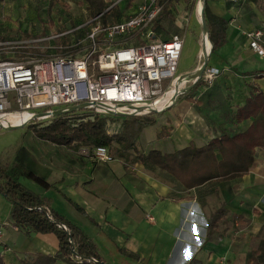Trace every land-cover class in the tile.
Here are the masks:
<instances>
[{
    "label": "crops",
    "instance_id": "0c3cea01",
    "mask_svg": "<svg viewBox=\"0 0 264 264\" xmlns=\"http://www.w3.org/2000/svg\"><path fill=\"white\" fill-rule=\"evenodd\" d=\"M206 2L213 15L228 22L227 43L214 53L211 49L208 61L209 67L221 71L209 86L217 92L202 103L198 97L203 94L200 83L204 81L193 85L182 98L173 99L167 111L150 116L156 123L143 129L135 149L123 152L121 158L115 145L112 163L81 157L78 160L73 155L74 158L64 157L60 177L37 172L53 190L64 192L67 211L55 208L57 198L46 195L51 190L40 194L52 199L55 211L92 238L104 264H264V149L257 150L247 176L195 190H185L173 176L145 166L136 158L151 151L173 154L191 142L202 147L222 134L244 133L253 124L252 119L237 120L239 109L247 102L236 110L220 108L223 98L218 96V88L242 90L256 84L264 91V58L252 51L246 36L264 29V0ZM200 63L199 58L195 68L182 72L180 77L188 76ZM123 122L124 119L109 126V133L122 132ZM163 127L170 129V135L158 139ZM58 166L59 162L53 164L54 172ZM66 198L84 212L76 210ZM221 207L242 217L243 223L236 222L234 231L222 240L207 241L208 222ZM12 210L13 206L11 213ZM11 213L6 221L9 225L1 229L0 237V255L6 264H21L27 255L57 254L55 235L27 237L14 225Z\"/></svg>",
    "mask_w": 264,
    "mask_h": 264
},
{
    "label": "built area",
    "instance_id": "2783aa9c",
    "mask_svg": "<svg viewBox=\"0 0 264 264\" xmlns=\"http://www.w3.org/2000/svg\"><path fill=\"white\" fill-rule=\"evenodd\" d=\"M104 2L105 11L92 20L95 27L88 33L87 49L79 42L70 46L69 54L56 56L49 53L51 45L40 46L51 38L0 43L2 50L14 45L11 59H0L1 130L47 124L59 115L85 116L86 112L92 118L144 117L154 114L153 105L175 88L185 41L180 35L165 41L158 30L168 0ZM102 16L117 22L104 24ZM246 36L252 51L264 58V29ZM42 48L49 50L46 57L38 53ZM202 53L200 67L205 61ZM220 74L219 69L207 65L203 76L186 82L176 99L190 91L188 84L204 81L212 86ZM171 106L156 110L157 114ZM78 155L102 164L115 160L103 146L82 148ZM8 225H0V237L1 228ZM76 261L83 259L77 257Z\"/></svg>",
    "mask_w": 264,
    "mask_h": 264
},
{
    "label": "trees",
    "instance_id": "16d2710c",
    "mask_svg": "<svg viewBox=\"0 0 264 264\" xmlns=\"http://www.w3.org/2000/svg\"><path fill=\"white\" fill-rule=\"evenodd\" d=\"M181 1L168 0L162 18L172 17L174 15L172 9ZM250 1L257 3L259 0ZM83 2L87 5L92 18L98 17L105 11L104 0H83ZM53 8L54 3L50 2L47 9L49 14ZM205 19L214 53L227 43L228 22L213 15L207 2H205ZM102 21L107 24L106 17L102 16ZM157 25L159 30H162V25L160 23ZM171 37L163 39L166 41ZM249 87L251 97L247 104L239 109L237 115L239 122L253 120L252 126L246 132L236 135L222 134L202 147L191 142L189 146L173 154L151 151L146 156L138 155L137 160L145 166L159 168L173 176L185 190H195L211 183L220 184L247 176L255 163L257 150L264 149V91L256 84H251ZM154 115L130 119L121 117L120 120L124 119L123 131L118 134H111L108 131V124L113 118L99 116L92 118L90 115L75 114L59 115L45 125L33 124L30 130L39 140L59 147L91 149L103 146L112 154L117 145V153L122 158L123 152L135 149L143 129L156 123L155 118L150 117ZM169 135L170 129L163 127L157 137L163 139L168 138ZM22 152L26 158L17 157L15 168L0 165V195L11 201L13 206L11 218L20 231L27 237L33 234L55 235L59 249L54 256L27 255L21 264H56L57 261L66 264H104L94 241L85 231L55 211L52 208V199L34 192L20 182L19 177L25 176L46 191L54 189L46 178L40 176L35 168L26 162L29 155L27 150L23 148ZM66 199L76 210L84 212L70 199ZM236 222L243 223L242 217L231 215L221 207L208 222L207 241L222 240L234 231ZM77 257H81L83 261L77 262ZM137 259L136 256L135 260ZM0 264H6L1 255Z\"/></svg>",
    "mask_w": 264,
    "mask_h": 264
},
{
    "label": "rangeland",
    "instance_id": "374dc122",
    "mask_svg": "<svg viewBox=\"0 0 264 264\" xmlns=\"http://www.w3.org/2000/svg\"><path fill=\"white\" fill-rule=\"evenodd\" d=\"M200 1L201 0H182L181 3L177 4L175 8L172 9L174 14L172 17H164L160 19L161 21H158L163 27L162 30L158 28L162 38L180 35L185 41L178 74L187 70H193L199 61V54L203 49L206 55H208L205 37L203 36L204 30L201 15H199L197 7ZM50 2L54 3V8L49 14L47 9ZM93 19L83 0H0V43L51 38L50 42L40 45L42 47L51 45V51L49 52V50L42 48L38 53L44 57L47 56V52L56 56L67 55L72 51L70 46L79 42H81L80 47H82L83 50L89 47L88 33L90 29L95 27V24H92ZM112 20L113 19H109L107 23L117 22L116 19ZM83 25H85V27L82 30L74 32L73 34L68 33ZM13 46L14 45L7 46L4 50L0 49V59L10 60L13 56V50L11 49ZM203 61L204 60H202V63ZM198 69L200 68L197 67L192 73ZM189 73L191 74V72ZM250 80L251 78H249V81ZM200 84L203 94L198 97V99L203 103V100H208L207 97L217 91L214 90L213 92L214 88H209L204 82ZM182 85L184 86V84ZM182 85L179 84L178 91H180V87L183 88ZM193 85L194 84H188L186 87L188 88ZM224 88V86H219L218 88L220 89L218 96L223 98L220 106L221 109L230 107L232 110H236L244 102H248L251 97L249 87L247 89L242 87V90L238 87ZM177 90H173V92ZM170 93L171 91L168 94ZM185 94L186 92H183L179 97L182 98ZM176 97L175 95V98ZM225 100H228L229 103ZM204 108L207 110L210 108L206 102ZM86 113L89 115L88 112ZM154 114L159 115L157 113ZM120 118L121 117H113L110 126L112 127L115 125V122L121 121ZM41 125H45V123ZM231 134H235V132ZM23 148L29 153L26 160L29 166L34 167V170L44 174L46 177H51V175L52 177H60L62 175L63 165L66 163L64 157L70 156L74 158L73 155H75L78 160L81 159L78 155L81 147H72L67 150L65 148L52 146L35 137L30 130V126L13 130H0V165H7L15 168L17 165V157L19 159L26 158L22 152ZM70 150L74 152H70ZM57 162H59V166L54 172L53 164ZM20 177V182L27 188L37 193L46 194L45 190L38 184L27 179L25 176ZM63 193V191L51 190L46 195L56 197L57 204L54 205L55 208L66 212L69 206L63 198ZM11 208V201L0 195V225H4L8 220ZM3 228L4 227L1 229Z\"/></svg>",
    "mask_w": 264,
    "mask_h": 264
},
{
    "label": "bare ground",
    "instance_id": "6f19581e",
    "mask_svg": "<svg viewBox=\"0 0 264 264\" xmlns=\"http://www.w3.org/2000/svg\"><path fill=\"white\" fill-rule=\"evenodd\" d=\"M197 7H198V13L200 15V10H201V7H202V2L201 1L199 2ZM203 36L205 37V41H206L205 45H206V51H208V55H206V53L204 51H203L202 55H204V57L207 58L210 55L212 45H211V42L208 40V37H207L206 33H203ZM208 46H209V48H208ZM200 69H198L194 73L189 74L186 77H179L175 81V88L173 90L174 91L177 90L178 87H179V84L180 85H182V84L185 85L186 82H190L191 80L196 79L200 75V72H201ZM181 88L182 87L179 88L180 91L177 90L176 92H173V90H172L170 94H167L163 99L159 100L155 105H153V108H155L156 110H162V109H165L166 107H169L171 101L175 98V95L177 96L179 93H181L185 89L184 86H183L182 89Z\"/></svg>",
    "mask_w": 264,
    "mask_h": 264
},
{
    "label": "water",
    "instance_id": "95a60500",
    "mask_svg": "<svg viewBox=\"0 0 264 264\" xmlns=\"http://www.w3.org/2000/svg\"><path fill=\"white\" fill-rule=\"evenodd\" d=\"M200 15H201V21H202V26H203L204 33H206V35L208 37V40L210 41V39H209V29H208V25H207V22H206V19H205V0H202V7H201V10H200ZM203 51H204V49H203ZM210 54H211V52H210ZM208 60H209V56L207 58L205 57L204 64L200 67L201 68L200 69L201 72H200V75L198 76L199 78H201L203 76L204 71H205V69L207 68V65H208ZM191 87L192 86H190V88ZM73 110H75V109H73ZM151 113H157V111L156 110H152ZM56 115H59V114H56ZM11 129L13 130V129H19V128H11Z\"/></svg>",
    "mask_w": 264,
    "mask_h": 264
}]
</instances>
